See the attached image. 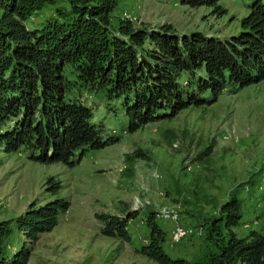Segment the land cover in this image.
<instances>
[{"label":"rangeland","instance_id":"1","mask_svg":"<svg viewBox=\"0 0 264 264\" xmlns=\"http://www.w3.org/2000/svg\"><path fill=\"white\" fill-rule=\"evenodd\" d=\"M115 2L112 25L125 17L135 28L169 23L178 34L199 31L225 39L238 33L248 7V0H219L218 15L211 7L182 5L180 0ZM65 7L61 0L44 4L25 24L40 29ZM72 68L63 67L68 91L91 110V122L102 137L116 140L84 150L72 166L37 162L22 151L7 153L0 144V221L9 222V249L22 241L11 220L30 202L54 198L66 200L68 208L50 231L39 235L27 264H156L138 253L148 240L144 220L150 212L165 233L162 248L168 256L201 261L224 238L221 229V234L209 233V224L229 196L240 201L235 235L262 231L264 78L241 89L225 88L207 103L128 132L121 98L108 99L103 90L78 81ZM4 126L0 123V129ZM48 177L58 185L54 194L45 188ZM127 210L136 212L126 224L130 242L100 233L94 213L122 215ZM176 224L185 233L172 240Z\"/></svg>","mask_w":264,"mask_h":264},{"label":"trees","instance_id":"2","mask_svg":"<svg viewBox=\"0 0 264 264\" xmlns=\"http://www.w3.org/2000/svg\"><path fill=\"white\" fill-rule=\"evenodd\" d=\"M56 1L0 0V123L5 125L0 144L7 153L22 151L37 162L72 166L84 150L115 142L102 137L91 110L68 91L65 64L72 65L78 81L103 90L108 99L121 98L128 132L207 103L225 88L241 89L264 78V0H248L238 33L226 39L199 31L178 34L169 23L135 28L125 17L112 25L115 0H61L66 7L40 29L25 24L35 10ZM218 1L180 3L211 7L219 15ZM45 184L52 194L58 190L50 177ZM67 208L61 198L30 202L11 220L22 237L15 249L6 243L9 222L0 221V264H27L39 235ZM135 216L128 210L94 213L103 236L125 243L131 240L126 224ZM239 218L240 201L229 196L209 224V233L224 231L217 251L187 261L164 252L165 233L153 212L147 213L148 240L138 253L156 264H264V225L237 237L232 228Z\"/></svg>","mask_w":264,"mask_h":264},{"label":"built area","instance_id":"3","mask_svg":"<svg viewBox=\"0 0 264 264\" xmlns=\"http://www.w3.org/2000/svg\"><path fill=\"white\" fill-rule=\"evenodd\" d=\"M185 233V229L176 224L171 231L172 240H177ZM200 231H197L196 234L199 235Z\"/></svg>","mask_w":264,"mask_h":264}]
</instances>
